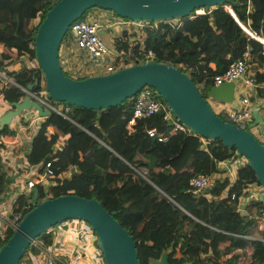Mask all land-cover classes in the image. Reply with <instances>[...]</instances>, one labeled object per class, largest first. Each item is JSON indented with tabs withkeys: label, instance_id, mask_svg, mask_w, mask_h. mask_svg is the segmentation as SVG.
I'll return each mask as SVG.
<instances>
[{
	"label": "trees",
	"instance_id": "16d2710c",
	"mask_svg": "<svg viewBox=\"0 0 264 264\" xmlns=\"http://www.w3.org/2000/svg\"><path fill=\"white\" fill-rule=\"evenodd\" d=\"M54 1L0 0V73L9 78L0 83V99L7 104L23 97V89L34 79L37 82L31 91L37 93L42 88L43 98L52 101L40 84L43 77L33 59L32 37L44 11ZM224 3L230 4L231 11L242 23L264 9V0H224L219 5L201 7L199 14L191 11L189 15L177 17L172 23L150 21L144 30V47L154 52L153 59L188 74L203 97L211 86L212 76L222 73L231 59L245 49L236 51L234 45L222 43L215 33L224 31L226 21L232 17L222 9ZM244 26L248 28L247 24ZM63 37L64 34L62 40ZM117 42V48L125 53L124 59L127 44L120 39ZM17 62L16 68H7ZM209 62H214L213 68ZM133 98L130 96L102 110L71 104L64 115L48 110L31 136L24 157L30 165L52 158L50 172L60 177L49 185H35L36 199L53 198L61 193L94 197L103 210H114L113 217L133 236L139 264H152L161 253L169 264H233L231 261L237 256L232 250L262 249L264 241L247 238L253 235L256 223L251 216L262 207L261 200L248 202L246 212H236L234 201L219 199L228 179L225 172L216 168V162L236 154L234 147H225L219 138L174 131L160 119V113L136 118L132 130L126 132ZM66 104L61 102V106ZM97 113L100 116L96 121ZM216 113L223 121H229L222 111ZM150 128L154 129L153 137L146 135ZM5 131L7 127L0 133ZM158 136L165 139L158 140ZM56 141L64 146L52 152ZM108 160H116L117 164L104 166ZM203 173H213L210 184L199 194L187 191V180ZM238 178L243 182L256 180L248 165L238 169ZM8 179L0 170V188ZM32 192L33 189L30 197ZM24 204L25 198L19 195L13 208L23 214L29 208H23ZM10 231H5L0 245ZM35 239L47 246L52 243L49 230L40 232ZM29 251L35 249L29 245L17 264ZM223 254L229 257L225 259Z\"/></svg>",
	"mask_w": 264,
	"mask_h": 264
},
{
	"label": "water",
	"instance_id": "95a60500",
	"mask_svg": "<svg viewBox=\"0 0 264 264\" xmlns=\"http://www.w3.org/2000/svg\"><path fill=\"white\" fill-rule=\"evenodd\" d=\"M224 0H55L37 24L33 34L34 61L43 77V88L52 101H62L75 107L102 110L121 103L141 87H153L164 100L170 113L200 136L219 138L225 147H234L246 159L247 165L264 188V144L253 133L228 120L223 121L211 109L197 85L188 74L167 62L151 60L136 62L102 74H88L73 79L64 74L58 63V49L62 35L69 24L77 20L90 7L108 9L121 18L156 21L174 20L189 15L199 7L208 8ZM34 79L24 88L25 95L11 101L0 114V131L13 116L33 107L41 116L48 111L30 91ZM234 85L232 80L211 85L207 95L218 102H231ZM100 114H96V121ZM251 122L264 124L256 109L251 112ZM32 205L21 214L8 238L0 245V264H17L21 254L40 232L62 220L84 219L93 228L95 244L104 264H139L133 236L127 234L113 217L114 210L105 211L94 197L61 193L53 198L36 199L33 189ZM264 206V198L259 197ZM152 264H169L164 253Z\"/></svg>",
	"mask_w": 264,
	"mask_h": 264
},
{
	"label": "built area",
	"instance_id": "2783aa9c",
	"mask_svg": "<svg viewBox=\"0 0 264 264\" xmlns=\"http://www.w3.org/2000/svg\"><path fill=\"white\" fill-rule=\"evenodd\" d=\"M230 7L229 3H224L222 9L234 16ZM99 11L97 14L86 11L83 18H77V20L69 24L67 32L64 33L63 41L69 43L70 50L58 57L61 70L63 72L69 71V74L66 72L64 74L73 79L87 75L78 73L82 64L95 67L96 71L94 73L102 74L125 67L127 64L154 60V52L144 47V30L150 26V22L144 21V19L131 20L129 18H121L107 10L101 9ZM192 11L195 14H199L202 9L199 7ZM166 20L171 21L169 19ZM239 25L246 32V35L254 36L241 23ZM131 31H135L134 36H126V39L120 37V33H129ZM101 32L106 35L111 32L110 36L107 35L108 42L101 38ZM117 39L130 45L124 59L122 55L125 53L117 48ZM248 57L249 52L248 47H246L239 56L231 59L222 73L214 74L211 81V85H219V83L229 80L238 82L241 94L236 103L222 106L218 111L225 113L230 122L242 128H245L251 119V109L247 107L249 106L248 95L256 76L254 72H248L247 70ZM71 58L77 60L78 64L70 61ZM262 69L264 72V60ZM8 80L9 78L6 75L0 73V83ZM30 93L39 101L41 107L46 108L47 111L51 110L64 115V111L70 106L68 103L64 106H59L47 102L43 98L44 90L42 88L37 93L32 91ZM133 96V103L130 108L131 115L125 125L126 132L132 130V125L136 118L152 116L155 113H160V119L165 123H169L172 130H179L184 133L191 132L187 126L170 113L164 100L153 87L143 84ZM43 118L44 116L39 115L33 107H30L13 116L5 125L7 131L0 133V170L5 177H9L7 181L2 182L0 188V239L4 237L6 230H11L15 227L21 216V213L13 208L17 197L22 195L25 198L23 208L30 207L33 200L29 194L32 189L36 188L35 185H49L60 177L59 174L55 176L50 172L49 167L52 158L48 157L43 161L30 165L24 157L29 150L31 136L37 131ZM153 130L151 128L147 129L146 135L153 137ZM253 133L255 138L264 144V128ZM157 139L163 140L165 137L158 136ZM63 146L64 143L56 141L52 145V152ZM234 153L236 152L234 151ZM246 165V159L237 153L227 156V159L216 162V168L225 172L228 179V184L219 199H225L227 202L234 201L233 207L236 212H246L243 206L240 207V204L243 203L245 206L256 198H264V188L257 180L252 179L247 182L238 180V169ZM212 176L213 173L191 176L187 180L186 190L194 195L199 194L203 188L210 184L209 180ZM261 206L264 210V206ZM256 213L251 217L255 218ZM261 219L264 221V215L261 216ZM62 223L65 225V229L62 236H60L58 235V229H60V224ZM92 229L91 225L84 219L68 218L62 220L47 229L52 235V243L47 246L39 239H32L30 245L35 251H29L22 256L19 264H101V253L96 247V236ZM247 238L254 239L252 236ZM260 240L264 241V234Z\"/></svg>",
	"mask_w": 264,
	"mask_h": 264
},
{
	"label": "crops",
	"instance_id": "0c3cea01",
	"mask_svg": "<svg viewBox=\"0 0 264 264\" xmlns=\"http://www.w3.org/2000/svg\"><path fill=\"white\" fill-rule=\"evenodd\" d=\"M90 12L92 13H99L100 9H95L90 8ZM254 18L248 17L246 19L245 23H242L236 15L230 16V19L226 21L224 31H217L216 30V35L220 37V41L222 43H230L235 46L236 51H241L243 48L248 47V52H249V57L247 58V70L248 72L252 71L256 74L255 80L253 81V86L250 89V93L248 95L249 99V106L248 108L251 109V112L253 109H256L257 112L260 114L261 118L264 119V72L262 69V63L264 60V9L260 11H256L254 13ZM34 22V21H33ZM239 23H241L243 26L244 24H247L248 28H245L248 31H251L254 36L249 35L247 38V35L243 33L242 29L239 27ZM101 38H103L106 42H108L107 35L105 33L100 34ZM263 40V44H262ZM70 50V45L66 41H62L60 43L59 49H58V56L66 53L67 51ZM255 56L260 57L261 59L256 58ZM18 62L15 63L14 65H9L7 68H16L18 66ZM208 65L213 68L214 67V62H209ZM234 85V93H233V99L231 102H218L217 100L212 99L211 102V109H213L215 112L220 110L219 108L222 106L230 105V104H235L239 95L241 94V90L239 89V84L237 81H233ZM8 106L6 102H3L0 99V113L5 110V108ZM252 119V118H251ZM251 122V120H249ZM248 121V123H250ZM248 126H250L248 124ZM252 126V132H255L256 130L264 128V124L260 122H256L255 124L251 125ZM250 126V127H251ZM243 206L244 209L246 207L242 204H240V207ZM255 214V213H253ZM264 215V210L263 208H260L259 211L256 213L255 217V227L257 230H262L264 229V221L261 219V216ZM55 229V228H54ZM65 229V225L62 223L60 224V229H58V235L62 236L63 230ZM255 229V228H254ZM261 233V232H260ZM263 236L258 234H253L252 237L255 239H260ZM236 252V258L232 259L233 264H264V247L262 249L255 250L249 247L246 248H236L232 250ZM230 253V252H229ZM242 255L246 256V258L242 257ZM223 258H228L229 254H223ZM245 259V260H244ZM244 260V261H243ZM242 261V263H241ZM244 262V263H243ZM100 263L102 264L101 260Z\"/></svg>",
	"mask_w": 264,
	"mask_h": 264
},
{
	"label": "rangeland",
	"instance_id": "374dc122",
	"mask_svg": "<svg viewBox=\"0 0 264 264\" xmlns=\"http://www.w3.org/2000/svg\"><path fill=\"white\" fill-rule=\"evenodd\" d=\"M92 8V7H91ZM95 8V7H94ZM95 9H97V8H95ZM102 10H107V11H110V10H108V9H104V8H101ZM100 9V10H101ZM88 11H90V10H88ZM111 13H113L112 11H110ZM114 15H117V14H115V13H113ZM166 20V19H165ZM34 22H36L37 20L35 19V20H33ZM167 21V20H166ZM170 23H172L173 22V20H171V21H169ZM127 32V31H126ZM126 32H123V33H120V37H123L124 39H126L127 37L126 36H130V37H132V36H134L135 35V31H131V32H129V33H126ZM107 35L108 36H110L111 35V32H108L107 33ZM64 40V39H63ZM62 40V41H63ZM61 41V42H62ZM67 42V41H66ZM68 43V42H67ZM129 44H127V49L129 48ZM70 61H73L74 63H76V64H78L77 63V60H75V59H70ZM31 62L33 63V61L31 60ZM30 62V63H31ZM96 71V69H95V67H90V66H86V65H84V64H82V66H81V68H80V72H78V73H80V74H93L94 72ZM64 72H66L67 74H69V71H64ZM43 81H41L40 82V84L42 83ZM205 95V98H206V100L208 101V103L210 104V106H211V102H212V99L205 93L204 94ZM45 98H46V96H45ZM47 100V99H46ZM53 105H59V106H61V102L62 101H50ZM246 128H247V130H249V132L250 133H253L252 132V126L251 127H247L246 126ZM254 134V133H253ZM254 136H255V134H254ZM109 162H106V161H104V166L105 165H107V163H108V166H111V167H113L115 164H117V161L116 160H108ZM255 228V229H254ZM253 229H252V233L253 234H258V235H261V233H260V231H258L257 229H256V227H254ZM250 248V247H249ZM242 257H244V258H246V256H244V255H242ZM22 258V257H21ZM245 260V259H244ZM243 260V261H244ZM241 263H242V261H241ZM244 263V262H243Z\"/></svg>",
	"mask_w": 264,
	"mask_h": 264
},
{
	"label": "clouds",
	"instance_id": "9594fccd",
	"mask_svg": "<svg viewBox=\"0 0 264 264\" xmlns=\"http://www.w3.org/2000/svg\"><path fill=\"white\" fill-rule=\"evenodd\" d=\"M61 43V42H60Z\"/></svg>",
	"mask_w": 264,
	"mask_h": 264
}]
</instances>
